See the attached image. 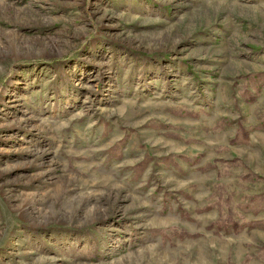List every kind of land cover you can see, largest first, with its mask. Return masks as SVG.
Listing matches in <instances>:
<instances>
[{"label":"rangeland","instance_id":"1","mask_svg":"<svg viewBox=\"0 0 264 264\" xmlns=\"http://www.w3.org/2000/svg\"><path fill=\"white\" fill-rule=\"evenodd\" d=\"M0 264H264V0H0Z\"/></svg>","mask_w":264,"mask_h":264}]
</instances>
